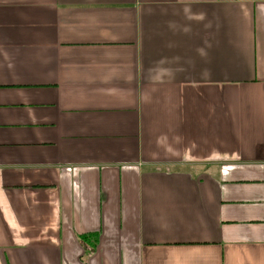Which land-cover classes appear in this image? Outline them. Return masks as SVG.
I'll return each mask as SVG.
<instances>
[{
  "label": "crops",
  "instance_id": "1",
  "mask_svg": "<svg viewBox=\"0 0 264 264\" xmlns=\"http://www.w3.org/2000/svg\"><path fill=\"white\" fill-rule=\"evenodd\" d=\"M0 264H264V0H0Z\"/></svg>",
  "mask_w": 264,
  "mask_h": 264
},
{
  "label": "trees",
  "instance_id": "2",
  "mask_svg": "<svg viewBox=\"0 0 264 264\" xmlns=\"http://www.w3.org/2000/svg\"><path fill=\"white\" fill-rule=\"evenodd\" d=\"M96 238L91 239L90 244L88 245V247H85V251L89 252V250H91L90 248H92V246L95 244Z\"/></svg>",
  "mask_w": 264,
  "mask_h": 264
}]
</instances>
